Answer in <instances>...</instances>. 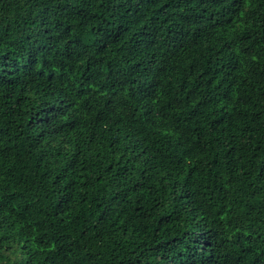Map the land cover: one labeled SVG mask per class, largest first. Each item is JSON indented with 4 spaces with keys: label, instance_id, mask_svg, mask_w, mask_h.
Listing matches in <instances>:
<instances>
[{
    "label": "trees",
    "instance_id": "obj_1",
    "mask_svg": "<svg viewBox=\"0 0 264 264\" xmlns=\"http://www.w3.org/2000/svg\"><path fill=\"white\" fill-rule=\"evenodd\" d=\"M0 264H264V0H0Z\"/></svg>",
    "mask_w": 264,
    "mask_h": 264
}]
</instances>
